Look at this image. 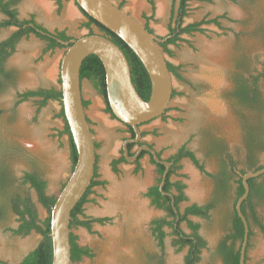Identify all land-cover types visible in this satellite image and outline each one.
I'll use <instances>...</instances> for the list:
<instances>
[{"label":"rangeland","instance_id":"374dc122","mask_svg":"<svg viewBox=\"0 0 264 264\" xmlns=\"http://www.w3.org/2000/svg\"><path fill=\"white\" fill-rule=\"evenodd\" d=\"M112 1L121 4L142 24L146 22L144 14L151 16L148 25L158 36L168 33L179 3V0ZM16 9L19 18L34 15L39 24L53 32L64 30L68 36L77 38L89 31L84 26L88 19L74 0H19ZM214 17H219L220 28L203 25L204 32L181 34L176 45H169L172 54L165 53V57L180 67L182 79L172 77L175 93L165 113L140 126L145 132L141 140L160 152L163 159L186 145L204 167L202 171L190 159L183 158L180 168L171 176L172 181L181 180L185 184L186 200L180 203L181 210L189 204H205L215 196L214 180L207 173L218 170L220 157L211 150V141L222 143L226 152L236 156L245 150V124L264 125V113L239 103L233 94L237 74L247 78L264 65V0L253 3L188 0L183 21L186 24ZM3 18L0 12V20ZM91 28L99 33L96 26ZM15 30L14 26L0 28V40ZM45 48L46 41L33 33L22 37L5 63L15 78L0 90V168L11 176L9 185L0 191V207L5 208L0 220V259L10 264L17 263L33 249L41 235L35 231L26 235L13 232L19 221L9 206V197L15 193L27 195L39 217L47 215L36 191L22 183L23 174L39 173L46 181V193L57 195L71 173L68 135L60 134L64 128L59 116L60 103L50 99L39 107L37 98L24 101L18 98V93L26 90L60 87L59 65L66 47ZM259 91L264 99V77L259 80ZM82 94L89 101L86 113L98 143L96 179L104 182L91 188L83 211L86 218L104 221H93L91 228H71L78 243L90 247L94 254L72 264H182L187 248L178 249L173 244L171 229L164 228L162 245L151 230L152 220L166 216L146 195L158 176L155 164L144 154L139 169L135 163L120 162L115 171L112 160L118 158L122 142L130 134L122 122L105 111L103 96L87 79L82 80ZM261 135L264 141V130ZM136 149L137 145L132 151ZM257 163H264V150L257 154ZM229 185L208 218L190 217L199 224V233L206 241L198 264H222L216 247L230 227L236 183L231 180ZM256 209L264 223V199L257 203ZM180 226L189 232L185 222ZM252 230L246 264H264V231L254 224Z\"/></svg>","mask_w":264,"mask_h":264},{"label":"trees","instance_id":"16d2710c","mask_svg":"<svg viewBox=\"0 0 264 264\" xmlns=\"http://www.w3.org/2000/svg\"><path fill=\"white\" fill-rule=\"evenodd\" d=\"M229 1L235 3L240 1H243L244 3H253L254 0ZM18 2L19 0H0V12L4 15V18L0 20V28H5L8 26L16 27V30L12 32L11 35L3 40H0V90H2L8 83H12L15 78L13 71L7 69L5 63L7 58L15 50L17 42L22 37L29 36L32 33L35 34L36 36L46 41L45 50H53L56 47L67 48L68 45L60 44L56 40V38H60L66 41L73 38L68 36L64 30L54 31L53 36H47L36 32L34 27H37L45 32H47L48 29L39 24L35 20L34 15H31L28 19L19 18L16 9V5L18 4ZM187 3L188 0H179L176 18L174 19L173 23L169 24L168 33L164 36H159L161 39L166 38L165 40L158 42V45L164 54H172L169 45H176L178 41L181 40V34L204 32L205 28L203 27V25L207 24H213L219 28L221 27L219 17L202 19L199 21H193L184 24L183 18L187 13ZM121 6L122 5L120 4L119 7ZM79 10L88 19L84 24V26L89 30L87 34L94 33L91 28L92 25H94L98 28L100 34L109 38L123 50L129 62L131 79L135 88L143 99L148 100L151 93V81L145 67L136 56V54L114 32L96 21L94 18L85 14V12H83V10H81L80 8ZM144 17L146 19V22L143 25L147 30L153 32V30L148 25V21L151 19V16H147L144 14ZM29 23H33L34 27L30 26ZM167 65L172 77L175 76L179 79H182L179 71L180 67L178 65H175L168 60ZM263 77L264 65L260 71L256 72L255 74H250L247 78L237 74L235 76V88L233 90V94L237 98L239 103L248 106L260 113H264V99L259 91V80ZM80 78L81 80L87 79L92 83L93 87L104 98L106 104L105 111L109 113L112 118L118 120L112 113L106 100L105 71L102 62L97 55L90 54L83 60L80 68ZM174 93L175 92L173 90L172 96L174 95ZM61 96L62 92L60 87L37 88L18 93V98L20 99V101H24L29 98H37L36 103L39 107L44 106L50 99L56 100L60 103L61 109L59 116L63 119L64 122V128L60 131V134L68 135L72 171V168L74 167L77 159V151L70 134L69 126L66 123L64 117ZM88 103L89 101L87 100L83 101L84 107L88 105ZM123 124L127 127V131L130 134L129 136L133 137L134 133L132 128L125 123ZM252 124L253 123L248 122L244 126L247 136L245 138V150L242 154L239 152L238 154H236V156H232L231 154L226 152V149L222 143L215 140L211 141L210 148L212 151L219 155L220 159L218 170L215 173H207L214 180L216 193L215 196L205 204L199 205L197 203H193L185 206L183 210L180 209V203L186 200V196L184 193L185 184L181 180H171V176L174 175L180 168V160L183 158H188L200 170L204 171L203 165L199 162L194 152L188 149L186 145L180 146L177 152L165 159L171 162V165L169 167L163 189L165 191L173 192L174 205L178 209V213L174 212L170 197L162 194L159 190V184L161 182L165 166L163 164L156 163L152 157L150 158L151 162L156 166V172L158 176L156 178L155 184L148 188L146 195L150 198L151 203L155 205V207L166 212L165 217L152 220L151 230L156 239L159 241L160 245H162L164 242V237L166 235L164 228L167 227L171 229L172 235L174 236L173 244L177 246L178 249L187 248L182 264H198L201 250L206 246V241L199 233V224L193 221L190 217L197 216L201 218H208L210 216V211L216 207L218 201L227 193L230 187L229 183L231 180H234V182L236 183V189L232 210L229 214L230 227L228 232L218 242L216 253L220 256L222 264H239L240 246L244 235V225L241 218L236 212L235 203L244 192L241 174L249 170L260 169L264 166V163H257V154L260 151L264 150V141L261 135L264 130V125L261 124L259 127H256L254 126V124ZM141 135L143 137L145 135V132L141 131ZM142 144H145V142L141 140L136 143H129V154H134L136 150H131L135 145L140 146ZM97 146L98 143L95 144V147ZM121 152L123 151L121 150ZM144 154L150 155L144 150L141 152V154L135 160L137 169H139L140 167L139 160ZM158 155L161 156L160 152H158ZM120 162H126L124 156L112 160V166L115 171H117V165ZM95 177H98V174L96 173V166L94 177L90 186L71 211L70 229L73 226H83L86 228H91V224L93 221H104V219L102 218H96L95 220L86 218L83 211V204L87 201V196L91 192V188L94 185L104 183L103 181L95 179ZM263 177L264 174L248 179L249 193L247 198L241 204L242 213L246 217L250 227L249 240L246 249V261L247 251L250 247V239L253 235L252 224L258 226L261 231H264V223L262 217L259 215L256 209L257 203L264 199ZM21 180L23 184L30 185V187L36 191L37 199L39 203L47 210V215L44 218H40L34 203L27 195L15 193L9 197V206L13 213L18 216L19 221L18 227L16 229H13V232L15 234L26 235L31 231H35L41 235V239L38 244L28 253H26L17 264H51L52 240L50 236V211L58 194H47L46 181L39 175V173L35 171L25 172ZM10 181L11 176L9 175L7 170L4 168H0V191L7 187ZM64 184L65 182L62 184V187L64 186ZM4 214L5 208L1 206L0 220L4 217ZM79 215H82L83 218H79ZM182 222L186 223L189 232H185L181 228L180 225ZM70 245L72 263L80 261L83 257H93L94 255L90 247L80 245L78 243L77 236L72 231L70 232Z\"/></svg>","mask_w":264,"mask_h":264},{"label":"water","instance_id":"95a60500","mask_svg":"<svg viewBox=\"0 0 264 264\" xmlns=\"http://www.w3.org/2000/svg\"><path fill=\"white\" fill-rule=\"evenodd\" d=\"M77 7L85 14L110 29L119 36L136 54L145 67L150 81L151 93L148 100L137 92L132 79L129 62L123 50L113 41L100 33L84 34L70 40H56L68 45L59 65L61 102L66 123L77 151V159L70 175L61 188L50 211V236L52 240V263L72 264L70 245L71 211L90 186L97 160L93 133L83 105L80 68L83 60L90 54L97 55L105 71L106 100L121 122L132 128L134 136L122 142V151L126 162L135 161L141 152H148L156 163L163 164L165 170L159 184L162 194L169 196L175 213L173 192L165 191L167 173L171 162L158 155V151L149 144L137 147L134 154H129L128 144L139 142L142 138L140 126L165 113L173 94L172 75L167 59L158 45L161 39L154 32L119 7L111 0H74ZM34 27L33 23H29ZM36 32L53 36L34 27ZM264 174V166L241 174L243 194L237 199L235 209L244 225V235L240 246L239 264L246 263V249L249 240V223L242 213L241 204L249 193L248 179ZM178 219V217H177ZM0 264H7L0 260Z\"/></svg>","mask_w":264,"mask_h":264},{"label":"flooded vegetation","instance_id":"af4514ba","mask_svg":"<svg viewBox=\"0 0 264 264\" xmlns=\"http://www.w3.org/2000/svg\"><path fill=\"white\" fill-rule=\"evenodd\" d=\"M112 1V0H111ZM113 2V1H112ZM114 3V2H113ZM116 4V3H115ZM116 5H118L119 6V4H116ZM81 87H82V80H81ZM82 96H83V94H82ZM83 101H86V99L83 97ZM87 106V105H86ZM86 106H85V111H86ZM87 114V113H86ZM87 118H88V115H87ZM88 121H89V124H90V119L88 118ZM91 126V125H90ZM91 131H92V133H93V130H92V128H91ZM142 141V140H141ZM144 142V141H143ZM94 143L96 144L97 142L94 140ZM146 143V142H145ZM147 144V143H146ZM138 147V146H137ZM96 148V147H95ZM121 150H122V147H120V149H119V156H118V158H121V156H124L123 155V152H121ZM132 151V150H131ZM97 155V154H96ZM97 157V159H98V156H96ZM118 158H116V159H118ZM132 163H135V161H133ZM96 173H97V160H96ZM98 174V173H97ZM97 177H95V179H96ZM79 218H83L82 217V215H79L78 216ZM22 259V258H21ZM20 259V260H21ZM1 261H4L5 263H7V264H10L9 262H7V261H5V260H2V259H0ZM19 260V261H20ZM18 261V262H19ZM17 262V263H18ZM17 263H15V264H17Z\"/></svg>","mask_w":264,"mask_h":264},{"label":"bare ground","instance_id":"6f19581e","mask_svg":"<svg viewBox=\"0 0 264 264\" xmlns=\"http://www.w3.org/2000/svg\"><path fill=\"white\" fill-rule=\"evenodd\" d=\"M108 177H109L110 179H112V177H111L110 175H108ZM112 181H114V180L112 179Z\"/></svg>","mask_w":264,"mask_h":264}]
</instances>
